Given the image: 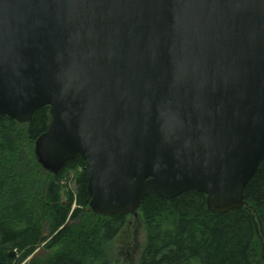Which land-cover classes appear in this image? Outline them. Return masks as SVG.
Returning a JSON list of instances; mask_svg holds the SVG:
<instances>
[{
  "label": "water",
  "instance_id": "obj_1",
  "mask_svg": "<svg viewBox=\"0 0 264 264\" xmlns=\"http://www.w3.org/2000/svg\"><path fill=\"white\" fill-rule=\"evenodd\" d=\"M42 106L35 156L79 155L89 210L190 189L240 208L264 158V0H0V115Z\"/></svg>",
  "mask_w": 264,
  "mask_h": 264
},
{
  "label": "trees",
  "instance_id": "obj_2",
  "mask_svg": "<svg viewBox=\"0 0 264 264\" xmlns=\"http://www.w3.org/2000/svg\"><path fill=\"white\" fill-rule=\"evenodd\" d=\"M49 121V106L27 123L0 115V264H113L106 247L127 215L88 209L79 155L57 173L41 166L34 142ZM67 171L74 188L62 192ZM243 198L218 213L192 189L169 199L148 192L137 210L145 235L136 264H264V158Z\"/></svg>",
  "mask_w": 264,
  "mask_h": 264
},
{
  "label": "rangeland",
  "instance_id": "obj_3",
  "mask_svg": "<svg viewBox=\"0 0 264 264\" xmlns=\"http://www.w3.org/2000/svg\"><path fill=\"white\" fill-rule=\"evenodd\" d=\"M73 172H66L63 179L65 187L73 190ZM46 234V233H44ZM144 227L140 213L129 214L118 234L106 247L108 257L113 264H136L144 241Z\"/></svg>",
  "mask_w": 264,
  "mask_h": 264
}]
</instances>
